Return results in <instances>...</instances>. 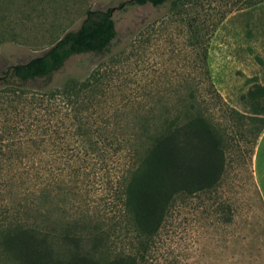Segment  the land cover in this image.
<instances>
[{
  "label": "rangeland",
  "instance_id": "obj_1",
  "mask_svg": "<svg viewBox=\"0 0 264 264\" xmlns=\"http://www.w3.org/2000/svg\"><path fill=\"white\" fill-rule=\"evenodd\" d=\"M131 1L0 0V74L77 30L87 11L111 9L117 36L107 52L72 57L49 85L24 89L41 94L89 80L99 105L86 115L118 122V136L185 110L206 118L223 139L220 183L179 197L139 264H264V203L252 175L264 113L253 121L244 99L254 85L264 86V0H168L159 7ZM127 161L112 149L82 169L80 182H67L75 189L65 209L99 232L100 259L138 249L123 207L120 169Z\"/></svg>",
  "mask_w": 264,
  "mask_h": 264
},
{
  "label": "trees",
  "instance_id": "obj_2",
  "mask_svg": "<svg viewBox=\"0 0 264 264\" xmlns=\"http://www.w3.org/2000/svg\"><path fill=\"white\" fill-rule=\"evenodd\" d=\"M167 1L129 4L159 7ZM111 12L87 11L77 30L0 74V106L6 107H0V257L6 264H139L138 255L146 252L177 199L211 191L224 174L222 136L201 115L185 110L173 118L145 120L140 133L118 136V122L86 115L99 105L89 80L68 81L41 94L24 89L49 85L72 57L107 52L117 36ZM244 99L257 120L264 113V86L254 85ZM263 130L264 122L257 138ZM112 149L128 158L120 182L138 249L100 259L99 232L87 226L85 216L65 209L75 189L67 182H80L82 169Z\"/></svg>",
  "mask_w": 264,
  "mask_h": 264
},
{
  "label": "crops",
  "instance_id": "obj_3",
  "mask_svg": "<svg viewBox=\"0 0 264 264\" xmlns=\"http://www.w3.org/2000/svg\"><path fill=\"white\" fill-rule=\"evenodd\" d=\"M253 181L264 203V130L259 135L252 160Z\"/></svg>",
  "mask_w": 264,
  "mask_h": 264
}]
</instances>
